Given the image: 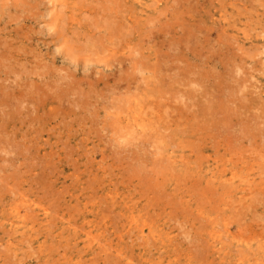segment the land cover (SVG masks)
<instances>
[{
  "label": "rangeland",
  "instance_id": "obj_1",
  "mask_svg": "<svg viewBox=\"0 0 264 264\" xmlns=\"http://www.w3.org/2000/svg\"><path fill=\"white\" fill-rule=\"evenodd\" d=\"M0 264H264V0H0Z\"/></svg>",
  "mask_w": 264,
  "mask_h": 264
}]
</instances>
